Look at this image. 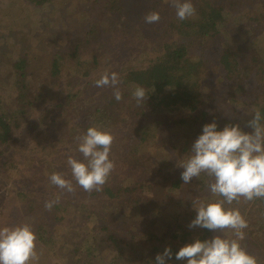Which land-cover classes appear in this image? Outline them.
<instances>
[{
  "label": "trees",
  "instance_id": "trees-1",
  "mask_svg": "<svg viewBox=\"0 0 264 264\" xmlns=\"http://www.w3.org/2000/svg\"><path fill=\"white\" fill-rule=\"evenodd\" d=\"M30 1L41 5L48 0ZM98 1L88 0V4L92 8ZM252 1L254 0H192L196 14L188 19L179 20L170 0H108V4L104 0L106 4L99 18L102 21L100 26L98 23H91L89 27L82 26L80 32L66 29L68 37L66 43L61 45L63 51L59 52L63 57H57V59L48 57L44 63L43 77L27 79L29 72L35 73L31 65L36 57L31 55L30 51L24 50L11 63L15 73L13 89L16 91V97L15 104L6 105L5 102L0 104V149H2L0 155L6 153L3 152V148L15 139L14 133L17 130L24 126L25 130L30 128L34 131H41L39 123H42L46 116L55 114L57 115L56 120L59 121L57 129L66 126L65 119L69 120L71 126H68L67 129L71 130L67 133L70 135L84 134L89 127H99L111 132L115 139L111 145L109 158L116 161L117 168H127L128 170L134 168L140 172L135 168L145 169L147 164L143 158L141 146L146 133L145 131L136 133L133 140V137L124 132L132 130L136 122L138 125L139 120H143V128L154 122L159 123L157 118H146V113L149 112L153 117L155 113L160 112L159 114H161L174 110V116L172 115L174 123L182 126L181 129L187 130L188 136L190 133L198 136L202 132L204 124L213 120L217 122V116L223 111L227 99L230 98L231 102L239 100L236 94L224 93L221 100L212 107V111L203 106L200 76L203 72L202 64L206 63L202 52L207 49L210 54L211 52L218 54L216 60L224 72V78L237 84L243 94V99L239 100L240 103L248 105L251 109V113L241 120L235 119V114L238 112L234 110L232 113L234 120L231 123L239 122L242 129L251 131L244 128V124L252 118L256 110H259L262 116L261 123L264 124V93L261 96L258 95L255 88L252 91H247L246 83L239 82L242 78L241 73L243 74L245 71L252 73L253 70L256 80L259 83L264 82V56L256 50L246 49L241 57L235 58L228 49H222L219 52L213 46L214 38L221 34L222 21L233 13L236 6H247ZM248 9L250 10L242 11L246 15L245 22L257 29L258 32L264 31V10L259 14L256 11L251 13V8ZM150 12L159 13V22H145L144 18ZM128 23L137 24L138 29L141 30V36L143 34L150 36V48L138 52L134 60H126V57L117 59L116 54L114 58L119 61H115L117 64L113 62L114 65L107 64L110 67L107 72L103 60L107 58L108 53L112 52L113 31L121 28L125 38L126 36L131 38L129 33L126 35ZM77 29L79 30V27ZM134 50L137 51V49ZM105 77L108 83H97ZM113 77H115L114 83ZM137 86L143 87L149 95L145 104L138 105L132 95L134 91L132 90L130 93L127 90L129 87L136 89ZM116 92L121 95L119 101L115 98ZM223 96H226L224 100ZM207 98L216 99V97L214 99L213 97ZM1 101L0 99V103H2ZM34 111L38 113L37 118L30 121ZM124 111L131 112L136 121L128 120L126 114H122ZM62 116L63 118H61ZM60 118L61 120H59ZM217 124L219 130V122ZM23 146L29 152V158L34 159L35 142L32 145L28 140L24 142ZM182 147V150L185 151V144ZM114 149L121 155L120 158H114L111 155ZM75 157H79L78 160H83V156L77 151V148ZM31 158L26 170L20 173V181L28 182L29 186H26L27 189L24 191L15 193V196L20 197L19 202L16 200L17 206H3L0 200V227L28 223L37 236V246L53 253L61 241L60 249L64 248L67 253L78 255L74 261L76 264H96L99 262L97 260L99 254L95 253L96 246L88 243L87 238L76 241L74 246H71V241H68L66 246L64 245L67 234L71 233V231L66 232V229H74V224H77L73 220L72 214L83 216L82 223L93 225L90 229L105 231L107 236L99 242H108L109 246L115 248L116 258L118 257L120 264H154V252L163 253L165 248L158 244H152L146 253L138 250V245L130 249V252L125 253L124 245L119 246V237L112 230L119 229L120 224L114 222L113 219L121 214L126 206L140 210L148 203V197L140 189L131 188L132 186L129 185L122 186L116 180H112L111 184L103 185L100 191L103 195L99 196L101 194L97 191H84L76 184L70 173L68 175H70L69 178H71L70 181L74 187L73 192L59 188L50 180L48 182H51L53 188L47 186L39 188L37 178L44 175L38 169L36 160ZM133 161L136 164L131 166ZM180 170L177 176L174 174L165 178L163 175L160 176V180L155 176L151 179V183L146 184L145 188H154L153 193L165 190L163 198L173 196L174 189L179 192H182L183 189L188 190L181 180L180 174L183 170ZM37 172L39 173L37 174ZM43 173L50 178L53 173L65 175L67 172L65 169H57L55 172L44 169ZM13 174L18 175L16 172ZM148 176L149 171L142 180L147 179ZM199 178V182L202 181L201 185L196 189H191L193 192L188 190L191 196L189 206L192 205V201L202 200L207 203L222 199L207 190L209 178L206 175L201 174ZM66 179L68 178L66 177ZM186 198L185 196L181 197V199ZM15 199L19 198L15 197ZM46 203H51L52 207L46 208ZM230 207L238 208L247 221L248 227L243 230L245 239L242 244L248 253L251 254L252 249H258L264 254V199L246 201L241 197L238 203L233 202ZM69 214L71 215L70 219L66 221ZM121 215L122 222H127L130 219L124 214ZM153 216L152 214L150 217ZM195 216L196 211L193 208L184 211L183 219L186 217L187 221H179L170 233L168 247L173 255L171 259L166 258L167 264H187L186 260L175 259V253L179 248L192 243L194 239L205 240L214 236V231L200 227H188ZM150 217L145 215L141 217L143 220L142 223L139 222L140 225L142 224L139 229H144V232L152 230L151 223L154 221ZM94 218L101 221L100 225L96 224ZM230 231L232 233V230ZM73 233L76 236L79 235L76 231ZM151 236H147L150 242L159 240L154 235ZM120 240L123 242L124 239L120 238ZM73 243L74 241H72ZM83 246L85 247L84 256L81 253ZM122 255L128 259L121 260L119 256ZM93 259L95 260L93 261ZM114 261H111L110 264Z\"/></svg>",
  "mask_w": 264,
  "mask_h": 264
},
{
  "label": "rangeland",
  "instance_id": "rangeland-1",
  "mask_svg": "<svg viewBox=\"0 0 264 264\" xmlns=\"http://www.w3.org/2000/svg\"><path fill=\"white\" fill-rule=\"evenodd\" d=\"M106 3L108 4V0H106ZM106 3H104V0H99L94 7L91 8L88 4V0H48L41 5L35 4L34 1L30 0H0V99L2 100L0 104L4 102L6 105L15 104L14 99L16 97V91L13 89L15 85V73L11 63L14 62L24 50L30 51V54L36 57L31 65L35 73L32 74V71L29 72L27 79H35L40 76L43 77L44 63L48 57H54L56 59L57 57H63L59 52L63 51L61 45L66 43L68 37L65 30L74 29V31L80 32L82 26L89 27L91 23H98V26H100L102 21L101 19L99 20V18L104 11V5ZM248 8H251V13L256 11L260 14L261 11L264 10V3H262V0H254L250 2V5L235 7L233 13L228 16L229 18L226 17L222 21L223 26L221 27V34L213 40V46L216 47L217 51L220 52L222 49H228L232 56L236 58L241 57L246 49H249V51L253 49L264 56V31L258 32L257 29L252 28L250 24L245 22L246 15L242 11H249L250 9ZM244 22L245 24H243ZM128 25L126 35L129 33L131 38H127V36L125 38L121 28H117L113 31L111 37L112 52L110 54L108 53L107 58L103 60L105 67H107V72L110 70L107 64H117L115 61H119L117 59L121 57L123 59L126 57V60H134L138 52L150 48V36H144L145 34L141 36V30L138 29L137 24L128 23ZM77 27H79V30ZM109 29L108 34L110 35ZM77 35L79 34L77 33ZM134 49H137V51ZM209 52V49L202 52V55L206 58V63L203 62L202 64L203 72L200 76V83L202 85V99L204 100L203 106L212 111V107L215 106L216 102L221 100V96L224 93L236 94L239 100L243 99V94L240 92L235 82L224 78V72L221 67L218 66L216 60L218 54L216 55L213 52L210 54ZM116 54L117 59L114 58ZM253 71L252 73H247L246 71L243 72V74L241 73L242 78L239 82L246 83L247 91H252L254 88L257 89L258 95L261 96L264 93V82L259 83ZM39 73L40 75H38ZM132 88L129 87L127 90L131 93L132 90H135ZM47 90L50 92L49 88H47ZM206 97H213V99L216 97V99L210 100V98L206 99ZM224 97L226 98V96H223V100L225 99ZM239 100L237 102H231L230 98L226 100L223 111L217 116L220 129L223 128L224 124L234 120L232 119L234 110L238 112L235 114L236 120L246 118L247 115L251 113V109L248 105H242ZM159 113H155L153 117L149 112L146 113V118H157L159 123L154 122L152 124L150 122L151 124L149 126L143 128V120H139L138 125L136 122L132 130L129 129L124 132L133 137L134 140L136 133L145 131L146 137L141 145L143 150L142 155H144L143 158L145 162H147L145 169L140 167L135 168L139 169L140 172H138V170H134V168L132 170L121 167L117 168L116 161L112 160L115 167L106 182V184L109 185L112 180H116L119 182V185H129L132 186L131 188L140 189L149 199L148 203H146L144 207H141L142 210L126 206L121 214L130 217L127 222L121 221V214H118L113 219L114 222L120 224L119 229L112 230L115 231L116 235L119 237V246L124 245L125 253L130 252V249L137 245L138 250L144 253L149 251L152 244L161 245L162 248L168 247L170 245L169 235L174 230V227L179 221H187L186 217L183 219L184 211H188L190 208L196 206V204L191 206L188 205L191 197L188 190L191 191V189H196L202 182H199L200 178H194L190 184L185 185L188 190L183 189L182 192H179V190L174 189L172 192L174 197L169 196L166 198H163L165 190L153 193L154 188H145L146 184L151 183V179L155 176L158 177L157 179L163 175L165 178L173 176L174 174L177 176L181 171L180 169H182L179 165L188 159L191 145L197 138V136L192 133L188 136L187 130L181 129L182 126L178 123H174V118L172 119L174 110L161 114ZM33 114L30 121H34L37 118L38 113L34 111ZM122 114H126L128 120H135L131 112L126 113L124 111ZM63 116L61 118H63ZM47 117H49V119H47ZM56 117L57 115L55 114L46 116L45 120L39 123L41 131H34L30 128L28 130L26 128L25 130L23 126L14 133L15 139L8 146L3 148V152H6L0 155V200L3 206L8 205L16 207L20 197L17 195L15 196V193L24 191L27 189L26 186H29L28 182H24L23 180L20 181V173L26 170L27 164L31 158H29L30 154L26 148H24L25 146H23L25 141L29 140L32 145L33 142H35V157L31 159L36 160V164H38L39 167L38 169L41 170V173L44 175L38 176L37 178L39 188H45L46 186L48 188L54 187L51 182H48L50 178L43 173L44 169L54 170V172L57 169H65L67 173H65V175L62 174L63 177L65 179L67 177V180H71V178H69L70 175L72 176L70 172L71 168L67 160L69 157H74L77 160L79 159V157H75V149L78 145L75 138L82 134L77 133L70 135L67 133L71 130L69 128V130L67 129L68 126H71L68 119H65L67 121L66 126L57 129L56 126H59V123H57L59 121L56 120ZM61 118L59 120H61ZM184 144L186 148L185 151L182 150ZM111 155H113L114 158H120L121 156L115 149ZM135 164L136 163L133 161V165L131 166ZM148 171V178L142 180L143 176H147ZM14 172L18 173V175L15 176L13 174ZM38 173L39 172H37V174ZM68 173H70V175H68ZM139 180L141 181L138 182ZM142 187L144 188L143 190ZM98 192L101 194L99 196L103 195L100 191ZM184 196L187 198L181 199V197ZM15 197L19 199H15ZM155 197H157V199H155ZM152 214L154 216L150 217ZM143 215L153 219L154 222L151 223L153 227L152 230L144 232V229H139L142 226L140 223H142L143 219H141V217ZM70 216V214L67 215L66 221L70 219ZM72 218L77 224H74V229H66V232L71 231V233L67 234L64 241L65 246L68 241H71V246H74L76 241L87 238L88 243L96 246L95 253L99 254V258H97L99 262L96 264H110L111 261H114V258L116 260L111 264H120L118 263V257L116 258L117 253L115 248L109 246V244H107L108 242H99L102 241V238L107 236L104 230L90 229L93 225L91 223H82L83 216H74V214H72ZM93 220H95L97 225H100V220L96 218ZM73 231H76L79 235H74ZM219 234V232L214 231V236ZM231 234L229 229L225 230L223 233V235L228 238L232 237ZM151 235H154L159 240L150 242L149 237ZM147 236L149 237L147 238ZM120 238L124 239L123 242ZM72 241H74L73 244ZM60 244H62L61 241H59L53 253H51L49 249V252H47L40 246H37L40 264H76L74 261L78 255H74L70 252L67 253L64 248L60 249ZM81 253L84 256V246L82 247ZM157 254H159V252H154L155 257ZM251 255L257 258L258 264H264V254L261 251L252 249ZM119 257H121V260L125 261L126 258L128 259L125 255ZM136 259L137 258H135V260ZM94 260L95 259H93V261Z\"/></svg>",
  "mask_w": 264,
  "mask_h": 264
},
{
  "label": "clouds",
  "instance_id": "clouds-1",
  "mask_svg": "<svg viewBox=\"0 0 264 264\" xmlns=\"http://www.w3.org/2000/svg\"><path fill=\"white\" fill-rule=\"evenodd\" d=\"M179 20H185L196 14L192 0H170ZM146 23L159 22L157 12L145 16ZM115 77H113V83ZM108 83L107 78L97 81ZM137 104H145L149 95L143 87L137 86L133 92ZM119 101L121 95L115 93ZM262 116L256 110L242 129L239 123H226L218 130L215 120L202 126V132L191 145L190 155L179 165L183 169L181 180L187 185L201 174L209 180L207 190L222 197L214 202L192 201L196 216L189 228L200 227L219 232L211 239H194L179 248L176 260H186L187 264H258L255 256L248 253L242 244L248 227L246 219L238 208L230 207L242 197L246 201L264 199V124ZM77 151L83 161L74 157L67 160L72 177L84 191H101L114 170L115 164L109 158L114 135L99 127H89L86 133L77 136ZM50 181L61 189L73 192L70 180L62 174L53 173ZM46 208L52 207L46 203ZM232 230V237L223 235L225 230ZM37 236L28 223L0 227V264H39ZM170 247L157 254L154 264H167L172 258Z\"/></svg>",
  "mask_w": 264,
  "mask_h": 264
}]
</instances>
